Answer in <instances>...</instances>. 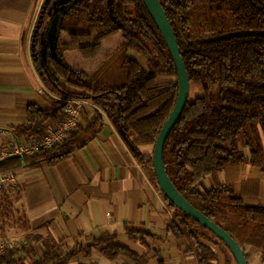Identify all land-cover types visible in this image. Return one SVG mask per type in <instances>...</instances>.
Segmentation results:
<instances>
[{
	"label": "trees",
	"instance_id": "16d2710c",
	"mask_svg": "<svg viewBox=\"0 0 264 264\" xmlns=\"http://www.w3.org/2000/svg\"><path fill=\"white\" fill-rule=\"evenodd\" d=\"M160 2L175 31L191 87L201 88L199 96L190 97L165 144L166 171L181 195L224 229L245 251L247 260L246 248L250 247L264 262L261 182L245 180L239 194L232 185H205V180L229 166L248 164L264 173V34L254 33L264 32V0ZM48 13L49 7H44L35 27L33 60L48 91L43 99L53 110L45 112L30 105L26 121L11 124L13 135L19 141L30 136L43 138L47 124L63 118L65 99L89 100L95 107L84 109L83 123L66 142L33 156L1 160L0 174L36 170L44 163L58 165L95 140L106 119L138 163L154 174L153 154L142 148L155 147L177 102L179 81L170 50L144 0L71 2L61 10L56 54L50 53L44 61L41 45L46 41ZM63 36L69 42L65 43ZM115 37H120L119 41L106 47L105 43ZM69 51H77L85 60H96L93 71L66 63L63 53ZM131 52L142 57L145 66L132 59ZM154 180L157 183L155 174ZM20 191L8 189L0 195L3 230L26 219L16 207ZM164 199L174 211L167 232L176 240L191 243L187 254L198 264H220L219 253L225 264H237L218 237ZM126 232L131 240L143 243L149 235L129 226ZM32 241L40 242L38 238ZM94 250L111 259L122 255L145 264L144 258L117 243L116 233L86 245L77 242L70 252L47 243L35 264H69ZM19 254L10 251L3 263L26 264Z\"/></svg>",
	"mask_w": 264,
	"mask_h": 264
},
{
	"label": "crops",
	"instance_id": "0c3cea01",
	"mask_svg": "<svg viewBox=\"0 0 264 264\" xmlns=\"http://www.w3.org/2000/svg\"><path fill=\"white\" fill-rule=\"evenodd\" d=\"M44 7H48L46 0H0V145L10 139L5 130L12 132L11 124L26 121L30 105L45 112L53 110L43 99L48 91L33 60V35ZM61 10H56L57 20ZM89 107L95 106L90 102L86 110ZM142 150L151 155L154 148ZM17 175L21 199L16 207L26 219L15 227L20 229L18 238L23 244L19 257L26 264L39 261L47 243L70 252L77 242L86 245L114 233L117 243L144 258L145 264H198L187 254L191 243L176 240L167 232L174 211L165 202L153 172L138 163L107 119L99 136L69 159L54 167L44 163ZM245 180L261 182L264 203V173L248 164L229 166L205 180V185H232L239 194ZM127 226L149 234L144 243L131 240ZM35 238L40 242L32 241ZM246 252L249 264H264L253 248L247 247ZM219 255L220 264H225V257ZM69 264L137 263L122 255L111 259L94 250Z\"/></svg>",
	"mask_w": 264,
	"mask_h": 264
},
{
	"label": "water",
	"instance_id": "95a60500",
	"mask_svg": "<svg viewBox=\"0 0 264 264\" xmlns=\"http://www.w3.org/2000/svg\"><path fill=\"white\" fill-rule=\"evenodd\" d=\"M61 4H68L73 0H61ZM67 2V3H66ZM146 8L159 28L169 50L172 58L176 64L178 71L179 93L175 107L164 124L153 151V169L156 180L162 194L179 210L183 211L190 218L211 231L218 237L229 249L237 264H249L245 251L240 245L220 226L211 221L203 213L191 205L183 195L177 190L169 177L164 164V148L165 144L175 128L178 121L181 119L187 104L190 101L191 83L181 56L178 40L172 24L167 17V14L160 2V0H144ZM56 6H54L55 8ZM54 8L50 7V11ZM256 34L264 32H254Z\"/></svg>",
	"mask_w": 264,
	"mask_h": 264
},
{
	"label": "built area",
	"instance_id": "2783aa9c",
	"mask_svg": "<svg viewBox=\"0 0 264 264\" xmlns=\"http://www.w3.org/2000/svg\"><path fill=\"white\" fill-rule=\"evenodd\" d=\"M62 108L63 118L47 124L43 138L30 136L24 140H17L10 130H5L9 140L0 145V161L15 156H33L41 150L52 149L63 144L77 131L83 122V111L91 101L65 99ZM3 129L0 128V131ZM18 191L20 183L17 173L0 174V195L4 190ZM23 247L21 240L0 237V264L10 251H19Z\"/></svg>",
	"mask_w": 264,
	"mask_h": 264
},
{
	"label": "rangeland",
	"instance_id": "374dc122",
	"mask_svg": "<svg viewBox=\"0 0 264 264\" xmlns=\"http://www.w3.org/2000/svg\"><path fill=\"white\" fill-rule=\"evenodd\" d=\"M73 1H75V0H73ZM61 2H62L61 0H46V5L49 7L52 6V8H54V6L60 5ZM50 14H51V11L49 12V14L45 20V28H44V32L48 28V32L46 34V41H48L49 44L44 46V40H43V43L41 45V46H43V49L41 52H42V59L44 61H46V59L50 53L56 54L57 42H58L59 32H60V25L62 22L61 17H60V18H58V20L56 19V21L55 20L53 21L52 26L50 25V27H47V24H48L47 20L50 17ZM119 39H120V37H115L112 40H110V42L105 43V46L108 47L112 43L119 41ZM62 40L65 43L69 42V38L67 36H63ZM130 57L132 59H135L140 64L145 66V61L143 60V58L140 57L139 55H137L136 53L131 52ZM63 59L70 66H72L76 69L85 70V71H89V72L93 71L92 69L95 67L94 63H96V60H85V59H83L77 51H69V52L63 53ZM200 94H201V88L199 86L192 85L191 91H190V97L196 98ZM157 184H158V182H157ZM12 224H13L12 226H7L3 230L2 224L0 222V237H9L10 239H13V240H19L20 239V238H18V237H20L19 231H18V230H20L19 227H15L16 223H12ZM13 237H16V238H13Z\"/></svg>",
	"mask_w": 264,
	"mask_h": 264
},
{
	"label": "flooded vegetation",
	"instance_id": "af4514ba",
	"mask_svg": "<svg viewBox=\"0 0 264 264\" xmlns=\"http://www.w3.org/2000/svg\"><path fill=\"white\" fill-rule=\"evenodd\" d=\"M70 4V3H68ZM68 4H60V5H56V7L51 11V14H50V17L48 18V24H47V27H50V25L52 26L53 25V21L56 19V15H57V9L58 8H64L66 7ZM49 7V6H48ZM51 7V6H50ZM49 7V9H50ZM50 12V10H49ZM49 14V13H48ZM48 16V15H47ZM47 31V30H46ZM46 31L44 33V35L46 34ZM48 32V31H47ZM47 45V41H44V46Z\"/></svg>",
	"mask_w": 264,
	"mask_h": 264
}]
</instances>
